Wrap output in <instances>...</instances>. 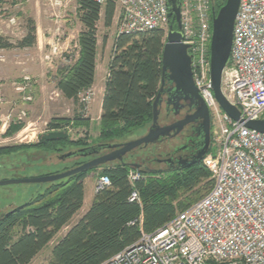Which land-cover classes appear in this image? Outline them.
<instances>
[{
	"label": "trees",
	"instance_id": "1",
	"mask_svg": "<svg viewBox=\"0 0 264 264\" xmlns=\"http://www.w3.org/2000/svg\"><path fill=\"white\" fill-rule=\"evenodd\" d=\"M213 1L217 11L227 2ZM115 12L113 1L102 7L92 0H79L77 15L82 29L77 41L78 55L72 65L59 70L56 81V89L78 109L72 118L51 119L49 130L68 133L66 127L70 125L90 127L91 118L86 116V104L80 95L95 83L98 24L103 15L104 26L110 28ZM36 42L37 27L30 20L28 33L18 47L30 48ZM165 43V32L161 29L116 37L105 82L100 141L122 139L152 121ZM12 46L0 37V48ZM22 127L23 123L12 125L6 136L14 135ZM69 144L87 148L77 151L80 154L75 157L88 156L96 150L83 139L72 141L68 135L67 139L53 142L0 147V157L33 149L56 151L59 146ZM81 164L77 162L73 168ZM96 171L99 177L108 176L111 185L96 193L89 209L71 224L84 205L85 180ZM131 171L140 172L141 178L132 182ZM213 184L203 159L178 172L156 173L114 164L38 184L39 189L25 204L0 213V264H32L48 245H53L51 255L40 264H103L138 241L142 232L154 233L206 196ZM134 191L139 201L130 200ZM66 227L69 228L63 232Z\"/></svg>",
	"mask_w": 264,
	"mask_h": 264
},
{
	"label": "built area",
	"instance_id": "2",
	"mask_svg": "<svg viewBox=\"0 0 264 264\" xmlns=\"http://www.w3.org/2000/svg\"><path fill=\"white\" fill-rule=\"evenodd\" d=\"M72 1L79 2L50 0V4L65 7ZM92 1L102 7L109 1L116 4L117 37L161 29L167 39L168 0ZM180 1L193 80L211 117V151L203 165L214 184L206 196L166 225L154 233L142 232L138 241L103 264H264V133L246 125L264 118V0H240L231 56L223 72L222 93L239 109V120L223 110L213 92L212 0ZM61 52L58 43L51 45V55ZM16 91L23 92L24 87L17 85ZM95 95L93 88L80 95L86 116ZM141 175L131 171L129 178L135 182ZM110 185L109 177L101 175L94 193ZM130 200L139 201L136 191Z\"/></svg>",
	"mask_w": 264,
	"mask_h": 264
},
{
	"label": "rangeland",
	"instance_id": "3",
	"mask_svg": "<svg viewBox=\"0 0 264 264\" xmlns=\"http://www.w3.org/2000/svg\"><path fill=\"white\" fill-rule=\"evenodd\" d=\"M77 11L76 1L65 7H53L50 0L0 1V37L4 42L13 45L10 48H0V147L37 143L42 134L51 131L48 129L51 119L72 118L78 109V105L66 100L56 89L59 70L72 65L78 55L77 41L82 24ZM30 20H33L37 27V42L33 47L20 48L18 43L27 35ZM117 30V16H114L112 26L106 28L102 15L98 24V39L100 50L106 49L108 56L113 54ZM53 43H58L62 47L60 54L51 55ZM96 83L95 100L87 115L93 118V121L89 128L73 125L66 127L70 139L72 141L83 139L88 146H96L101 143H123L140 138L151 122L122 139L99 140L100 119L95 107L99 100V88L104 83L100 73L97 74ZM17 85L23 86L24 91H16ZM22 123L20 131L6 136L12 125ZM82 147L86 146L69 144L59 146L56 151L33 149L3 155L0 157V181L64 172L66 168H73L75 163L88 160L84 156L62 159L63 155L77 152L83 149ZM157 153L155 156H158ZM131 156L128 158L129 162L133 161ZM138 156L136 153L133 155L134 159ZM152 167L159 168L160 165L154 164ZM99 171L91 173L85 180L83 210L89 209L93 202V187L99 178ZM38 187V184L0 186V213L25 204L39 189ZM81 213L74 217L71 224L78 220ZM52 248L53 245H48L32 264L47 262Z\"/></svg>",
	"mask_w": 264,
	"mask_h": 264
},
{
	"label": "water",
	"instance_id": "4",
	"mask_svg": "<svg viewBox=\"0 0 264 264\" xmlns=\"http://www.w3.org/2000/svg\"><path fill=\"white\" fill-rule=\"evenodd\" d=\"M180 0H168L169 12L171 15L170 29L164 45L162 53V72L169 73V80L174 83L175 98L179 102L180 100L190 101V106L194 108V115L188 119H183L174 124L166 125L164 127H157L158 118L160 115V106L162 105V92L164 90V80L160 91L158 92L153 102V125L148 135L130 140L123 143H101L92 148L107 147L115 149L114 151L97 156L92 160H89L77 167L68 169L61 173L34 176L29 178H14L10 180L0 181V186H8L14 184H47L60 180H64L71 176L88 172L95 168H99L109 163L116 161L123 162L124 156L131 153L142 145H149L155 143L160 137L171 136V131H174V135L179 134L183 128L193 120H201L199 125L201 135V149L198 155L188 165H183L182 168H186L190 165H195L202 161L204 156L209 152L211 146V117L208 106L202 99L197 87L195 86L192 68L191 57L188 53L189 46L184 44V36L182 32L181 24V11ZM240 0H227L225 5L216 10L214 1L212 0V14H213V35L211 42V79L214 95L219 102L223 110L229 114L235 120L240 119V111L237 107L231 105L222 93V78L223 72L226 68L230 56L233 44V34L235 20L238 13ZM171 100V103L173 102ZM170 103V104H171ZM247 127L264 133V118L256 121H250ZM68 138V133L65 131H49L40 136V142H53L58 140H64ZM87 148L80 149L84 151ZM78 152H71L62 156V159L72 157ZM80 154V153H78ZM87 156L86 154H82ZM81 155V156H82ZM168 161V160H166ZM133 168L140 169V165L132 164Z\"/></svg>",
	"mask_w": 264,
	"mask_h": 264
},
{
	"label": "flooded vegetation",
	"instance_id": "5",
	"mask_svg": "<svg viewBox=\"0 0 264 264\" xmlns=\"http://www.w3.org/2000/svg\"><path fill=\"white\" fill-rule=\"evenodd\" d=\"M168 74V72L165 74L163 72L161 73V82L158 92L161 89L163 80L164 90L162 92V105L160 106V115L157 122L158 128L174 124L186 118L190 119L195 112L194 108L190 106V101H173V98L176 96L174 88L175 85L169 80ZM171 100L173 101L172 103ZM200 122L201 120L199 119L193 120L192 122L188 123L176 136H173L175 132L171 131V136L164 138L160 137L155 143H150L147 146L142 145L131 153L127 154L124 156L123 162L116 161L114 163H109L108 165L137 164L140 165V169L144 171L156 173L178 172L187 169L193 165L182 168L183 165H188L191 163L201 149L202 141L199 130ZM152 125L153 119L140 138L149 134ZM114 150L115 149H110L107 147H98L93 153H89L88 156H84V158L88 159L85 162L92 160L97 156L110 153ZM158 151L160 153H157ZM135 153L139 156L134 159L133 155H135ZM156 153L158 156H155ZM130 155H132V162L128 161ZM154 164L160 165V167L153 168L152 166Z\"/></svg>",
	"mask_w": 264,
	"mask_h": 264
},
{
	"label": "crops",
	"instance_id": "6",
	"mask_svg": "<svg viewBox=\"0 0 264 264\" xmlns=\"http://www.w3.org/2000/svg\"><path fill=\"white\" fill-rule=\"evenodd\" d=\"M111 58H112V56L107 55L106 49L100 50V44H98V53H97V57H96L95 83H94L93 89L96 92V89H95L97 87L96 78H97V74L100 73L101 74V80L104 81V83H103L102 87L99 88V100H98L96 107H95V111H96V114L99 115V119H100L101 113H102V103H103V97H104V92H105V82H106V79L108 76ZM98 103H99V106H98ZM91 121H93V118H91ZM94 185H95V183H94ZM93 189H94V187H93ZM94 196H95V193H94ZM87 210H83V208H82L79 212V213L82 212L81 215L79 216V218Z\"/></svg>",
	"mask_w": 264,
	"mask_h": 264
}]
</instances>
